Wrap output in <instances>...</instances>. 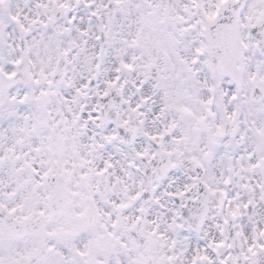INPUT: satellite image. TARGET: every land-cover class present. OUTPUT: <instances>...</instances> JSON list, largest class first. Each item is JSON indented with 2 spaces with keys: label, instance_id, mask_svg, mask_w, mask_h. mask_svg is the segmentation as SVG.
<instances>
[{
  "label": "snow or ice",
  "instance_id": "snow-or-ice-1",
  "mask_svg": "<svg viewBox=\"0 0 264 264\" xmlns=\"http://www.w3.org/2000/svg\"><path fill=\"white\" fill-rule=\"evenodd\" d=\"M0 264H264V0H0Z\"/></svg>",
  "mask_w": 264,
  "mask_h": 264
}]
</instances>
